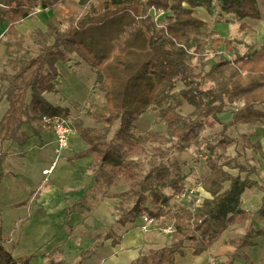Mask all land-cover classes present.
Here are the masks:
<instances>
[{
  "label": "trees",
  "instance_id": "obj_1",
  "mask_svg": "<svg viewBox=\"0 0 264 264\" xmlns=\"http://www.w3.org/2000/svg\"><path fill=\"white\" fill-rule=\"evenodd\" d=\"M215 2L240 20L261 18L257 0H0V23L7 25L0 39L7 58L0 83H7L3 97L9 103L0 120V147L4 142L25 146L27 125L38 135L44 130L52 132L45 118L66 120L69 110L53 105L45 95L58 93L59 63L77 57L87 65L105 102L89 112L90 120L99 127L75 123L85 142V150L78 156L93 157L95 185L128 186L114 195L120 199L117 223L125 226L147 215L160 231L174 228L169 246L142 254L132 264H175V255L184 251L187 242H200L202 248L194 252L200 255L225 231L250 218L241 203L246 189L256 187L264 192V186L250 178L257 172L255 166L245 167L237 159L225 157L227 146L235 141L226 134L230 127L264 125V46L251 45L242 54L235 41L220 37L207 22L194 16L199 7L213 13ZM38 8L51 10L52 16L45 29L32 32L38 50L33 55L19 26ZM161 15L163 19L158 20ZM246 28L241 25V30ZM222 48L233 56L223 57ZM210 56L216 60L212 65ZM184 104L192 108L188 115L181 112ZM229 108L232 119L224 124L219 116ZM149 110L157 112L155 123L165 125L164 132H138L135 123ZM217 124L222 130L211 143L202 133ZM242 139L255 153L261 151L249 137ZM201 141L205 149L200 154L207 156L210 173L199 184L211 198L193 208L177 203L188 187L180 166L172 173L166 163H153L143 173V162L132 158L146 152L147 144L171 143L183 153L199 147ZM153 151L166 154L160 147ZM7 155L0 151V185L6 175ZM226 165L238 168L239 175L225 171ZM242 173H246L244 178ZM188 198L193 203L196 195ZM260 214L264 216V207ZM263 234L250 226L243 237L229 244L237 249L253 247L252 239ZM114 243L119 244L120 239ZM33 257L16 259L0 243V264H29ZM240 259L251 263L247 256L235 252L226 264Z\"/></svg>",
  "mask_w": 264,
  "mask_h": 264
},
{
  "label": "crops",
  "instance_id": "obj_2",
  "mask_svg": "<svg viewBox=\"0 0 264 264\" xmlns=\"http://www.w3.org/2000/svg\"><path fill=\"white\" fill-rule=\"evenodd\" d=\"M257 3L261 13L260 19L240 20L233 14L223 12L217 2L214 3L213 13H210L205 7H199L194 10V16L207 22L220 37L235 41L236 49L244 54L251 45H256L258 48L264 46V0H257ZM1 24H5L7 29L5 22ZM242 24L247 26L245 30H241ZM229 53L233 56V53ZM71 63L58 64L61 75L57 84L58 93L45 95L48 101L49 97L57 98L53 99L55 106L64 107L65 99L62 100V92L59 88L63 77L61 66L70 69ZM81 66H85L84 63ZM74 68L76 69L73 67V70H75ZM92 74L94 75L93 72ZM100 96L103 95L100 94ZM4 101L5 105L0 112V120L9 107L6 98ZM262 109L264 111V105ZM228 110L229 112L219 116L220 122L224 124L229 123L232 119L231 109ZM25 129L29 134V140L25 146L4 142L0 147V151L8 154L4 162L6 175L0 185V215L4 210V215L0 220L6 218L20 221L24 219L21 228L17 231L18 239L21 242L12 254L14 258L34 255L29 264H50L45 256L36 254V249L41 244L37 235L44 231L38 225L42 218L50 219L51 225L56 228L57 232L75 230L77 226L75 218L90 216L96 219L99 226H101V218H106L109 221L107 233L101 242L90 240L92 239L90 236L83 238L80 236L81 242H78L77 238L72 240L68 238L67 241L62 242V248L67 251H75V255L78 257L75 261L78 264H132L142 254L170 245V234H165L156 226L151 225L147 231H144L142 218L123 226L111 221L110 214L104 216V212L109 213L105 207L110 201L114 203L112 206H115V193H108L114 188H109L104 184H94L93 157L78 156L85 150V142L76 129L71 137L69 148L62 156H58L55 152L56 140L52 132L44 130L35 135L30 126L27 125ZM221 130L222 125L217 124L211 129L212 133H207L204 136L207 141L215 143ZM226 134L235 141L227 146L225 157L237 159L245 167L255 166L257 172L250 178L264 186V125L255 123L230 127ZM244 136L250 138L252 145H259L261 151L255 153L253 148H248L242 139ZM184 154L182 167L184 183L193 187L207 177L210 171L206 161L195 162L196 159L191 150ZM224 170L234 176L240 173L238 168L228 165L224 166ZM245 176L246 173L241 174L242 178ZM225 187L228 188L229 183H226ZM17 195H19V199H17ZM209 198L211 195L201 187L198 189L194 204L189 198L178 199L177 203L185 208H193L204 199ZM241 203L242 209L251 213L246 222L225 231L217 242L200 255H195L194 252L196 249L202 248V244L187 242L184 251L175 255V264H226L230 255L235 252L247 256L251 261V263H247L244 259H240L236 261V264H264L262 261L264 234L252 239L255 243L253 247L246 246L237 249L229 244V241L243 237L250 226L256 230L264 231V216L260 214L264 207V192L256 187L246 189L241 197ZM68 212L70 213L69 221L66 223L65 218ZM2 232L3 228L0 226V233ZM114 239H120V243L115 244ZM28 250L32 251L25 254L24 252Z\"/></svg>",
  "mask_w": 264,
  "mask_h": 264
},
{
  "label": "rangeland",
  "instance_id": "obj_3",
  "mask_svg": "<svg viewBox=\"0 0 264 264\" xmlns=\"http://www.w3.org/2000/svg\"><path fill=\"white\" fill-rule=\"evenodd\" d=\"M77 1V0H74ZM85 1V0H83ZM126 1V0H120V2ZM51 11L49 10H42L41 8H38L36 13L29 19L25 20L20 26L19 30L22 34L25 46L30 50V52L33 55H36L38 53L37 47L33 43L32 39V32L37 28L45 29L48 19L51 17ZM164 16L157 17L158 20L163 19ZM6 31L5 24L0 23V39L4 35ZM221 55L225 58H231L232 55L225 51H221ZM209 61V65H212L216 62L215 59H212ZM6 62L7 58L5 56V46H3L0 43V71L6 69ZM197 64V63H196ZM83 65L82 61L79 60L77 57H74L71 66H69L70 69H67L66 66H61V73H62V82L60 81L59 88H61L62 92V100H64V107L67 108L70 112L69 117L66 119L69 124L73 128V134L75 132L74 125L78 121H82L85 126H91V127H99L96 125L93 121L89 118V112L93 111L95 107L99 106L104 102V96H100L99 92L94 87L95 83V75L92 74V70L85 65ZM73 67H76L75 70H73ZM207 69H209L207 67ZM7 87V83H0V112L3 110L5 101L3 97V92L5 88ZM181 87V85H180ZM53 99L49 97V102L51 101L53 104ZM50 102V103H51ZM181 112L184 115H188L192 112V108H190L187 104H184L182 106ZM157 117V112L153 110H149L147 113H145L136 123V129L139 133H148V132H164L166 129L165 125H157L155 123ZM117 126H115L112 130V133L110 134L109 138H112L114 131ZM211 129H208L207 131L202 133V137L205 138L204 135L207 133H212ZM72 134V135H73ZM206 139V138H205ZM200 146H193L190 150L192 151V154L194 155L197 163L200 162L199 155L201 152H204L205 149V143L203 141L200 142ZM153 147H160L162 151L166 152L165 155H155V152L153 151ZM147 151L144 152L141 156H133V159L140 160L143 162L144 170L143 173H146L151 165L153 163H166L172 173H176L177 167L180 166L183 167V160L185 156V152L179 153L174 148H172L171 143L167 144H147ZM187 152V151H186ZM62 156V155H61ZM128 189V186L125 184L120 185L118 188H114V190L108 191V193H115L117 195L118 193L125 191ZM166 192H169L168 189L165 190ZM115 198V196H114ZM17 199H19V195H17ZM186 199V198H185ZM120 199L116 198L115 200V206H112L114 203L112 201L109 202L108 205H106L105 209L109 211V213L104 212V216H107V214H110L112 218L111 221H114L117 223V219L119 216V211L117 209V205L119 204ZM1 206V205H0ZM4 213V210H3ZM0 215V218L2 215ZM114 216V218H113ZM141 218V217H140ZM100 219V218H99ZM50 219L48 218H42L40 219V222L38 225L42 227L44 230L42 234L37 235V239L41 241V244H39V248H37L36 254L37 255H43L47 258L50 264H78L75 260L78 258L76 257V253L74 250H66L65 248H62V242L69 240H72L73 238H77L76 240L78 242H81L80 236L83 237H89L92 238L90 240H98L102 241L105 238L106 230H107V224L108 220L106 218H101V226L96 223V219L91 218L90 216L84 217V218H75L74 221H76V228L72 231H56V228L51 225ZM143 220V219H142ZM23 220L20 221H12L11 219H2L0 220V226L3 228V232L0 233V243H2L10 252H15L17 245H19V242L21 240L18 239V229L21 228ZM99 222V221H97ZM38 223V222H37ZM144 223V221H143ZM104 225V226H103ZM111 225V224H109ZM144 226V225H143ZM142 226V228H143ZM152 226H156V223H154ZM165 234L167 231L163 230ZM74 241V240H73ZM32 250L25 251V254L30 253ZM80 264V263H79Z\"/></svg>",
  "mask_w": 264,
  "mask_h": 264
},
{
  "label": "built area",
  "instance_id": "obj_4",
  "mask_svg": "<svg viewBox=\"0 0 264 264\" xmlns=\"http://www.w3.org/2000/svg\"><path fill=\"white\" fill-rule=\"evenodd\" d=\"M46 125L52 130L55 140H56V149L55 152L58 156L63 155V153L69 148L71 137L73 134V128L67 120L60 118H45ZM199 159L202 161L207 160V156L200 154ZM201 188L200 184H196L193 187L188 186L180 195L179 199L188 198V196H194L198 193V189ZM144 221L143 230L147 231L151 225L155 223L153 219H150L147 215L141 217ZM167 233L174 231L172 226H168L165 229Z\"/></svg>",
  "mask_w": 264,
  "mask_h": 264
}]
</instances>
